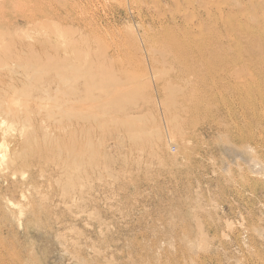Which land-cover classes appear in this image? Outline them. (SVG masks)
<instances>
[{"label": "rangeland", "instance_id": "1", "mask_svg": "<svg viewBox=\"0 0 264 264\" xmlns=\"http://www.w3.org/2000/svg\"><path fill=\"white\" fill-rule=\"evenodd\" d=\"M1 2L0 72L29 44L42 63L53 46L82 64L79 84L113 76L126 109L105 120L141 133L49 122L40 104L29 122L28 101L62 96L8 90L0 142L36 135L0 165V264H264V0ZM89 93L63 98L87 114Z\"/></svg>", "mask_w": 264, "mask_h": 264}, {"label": "bare ground", "instance_id": "2", "mask_svg": "<svg viewBox=\"0 0 264 264\" xmlns=\"http://www.w3.org/2000/svg\"><path fill=\"white\" fill-rule=\"evenodd\" d=\"M1 1L2 0H0V12H2V10L4 9L3 7H6V6H3L4 3H2ZM13 1L15 3V6H17V8L21 9L22 11L26 10V8H27L26 0H13ZM29 7H30V5H29ZM19 12H20V10H19ZM2 15H4V14H2ZM18 17H20V16H18ZM68 44H70V43L65 44V46L68 45ZM60 45H62V44H60ZM54 46H56V45H54ZM71 46L72 47L74 46L73 43H71ZM6 47L7 46L1 47V45H0V51H3V49H5ZM26 47H27L29 55H25V53H26L25 51H24L25 53L24 52H18L19 54L16 55L19 59L22 60V62H20L19 64L15 63V65L16 64L17 65L14 66V67H18V68H11V69L6 68L4 72H3V70H1V72H0V81L2 82V83H0V84H2V86L0 87V111H1V113L2 112H6V111L9 110V108L7 109V107L5 106V105H7L6 102H5L6 98L9 97L8 94H7L8 90L14 92V94L15 93L17 94V92L21 93L23 91H26V92H29V93H33L35 95L36 94L37 95H41V96H43V95L45 96L46 95V96H48V99H51V98L55 97L54 92H57V94L60 93L59 95H61L62 98H63L64 96L68 97L72 93H75L78 90H82V89L84 91L88 92V93L90 91L100 90L99 92H101V91L104 92V96H106V97L103 98L104 100L101 99L100 94L95 95L94 93H91V94L89 93L87 95L88 99H90V97H92L95 100H97V108L95 107V109H91L90 111L87 112V114L83 113L81 110H76V111L75 110L74 111L70 110V104H69L70 99H67V98H63L62 99L60 97H57L55 99H51V100H48V101H45V102H43V101L40 102L37 99L36 100L33 99L30 102L26 101L27 102L26 106L23 105V104L22 105L27 108L26 112H28V113L25 112L23 114H25V117H26L25 119L26 120H28L29 122H32L31 121L32 118H31V115H30L29 111H31V109H32L31 107H33V106L38 107L39 104H40L41 106H43L45 108L46 113H47V117L49 119V122H50V120H52V122H54V123L63 124L66 120L69 122L74 117L77 118V119H83V120H85L87 118L89 120H93L94 123L97 125L96 127L100 128L101 130L110 129V125L112 124V126L115 129H118L116 132H118L119 129H127V133L131 137L133 135H135L133 137H137L138 134L141 133L138 130H132L131 126H132V124L134 125L135 121L132 123V121L130 120L129 116L123 117L122 119L116 118L117 120L113 119L112 120L113 122H111L110 125H109V122H108L109 120L108 121L105 120L106 114L108 113V111L111 108L114 107L117 111L122 112V113L125 112V109H126V105L124 103L125 101H122L120 96L117 97V93L115 92L116 90L113 89V88H117L116 87V83L118 81L115 80V79H112L113 78L112 75H111L112 77L104 76L102 79L95 78L92 81H89V79L87 78V79H84V83L83 84H79L78 82L81 81L83 78H77V77H79V76H77L79 74L77 72V68L79 66H81L82 64L80 65V63H76L74 61H70L69 58L71 59V57L69 55L67 56L65 54H64L63 57L61 56V58H64V60H66V61H56V60H54V56L49 54L50 53L49 49L52 48L53 46H51L47 50L49 52V53H47L48 60L45 63H42V62L37 60L39 58V52L36 51L35 45L34 44H29ZM58 47H57V49H58ZM61 47H64V46H61ZM66 48L67 47H64V50ZM65 52L66 51H64V53ZM28 53H26V54H28ZM58 54H59V52H58ZM0 56H2V55L0 54ZM88 57H89V59L91 58L90 56H88ZM32 60H35V61H32ZM3 68H5V67H3ZM75 71L77 73L76 76L74 75ZM2 76L6 77V79L3 80ZM114 78H115V76H114ZM115 81H117V82H115ZM114 85H115V87H114ZM19 88H21L22 91ZM1 91H5V94H3ZM18 95L19 94H17L16 96H18ZM113 97H115L114 101H112ZM43 99H45V98H43ZM127 103H129V102H127ZM130 104L134 105L133 103H130ZM100 106H102L101 111H99V109H98V107H100ZM9 111H11V110H9ZM16 114H17V116H14V119L17 122V120L19 119L18 116L19 115L21 116V114L20 113H16ZM20 118L22 119V116ZM15 121H11V123L15 124L17 126V123H15ZM2 122H6V119H3ZM175 126L178 127L179 125L176 124ZM9 127H11V126H9ZM46 128H48V129H46ZM47 130L49 131V126L45 127V131H47ZM167 130H168V128H167ZM30 131L31 130L28 131L26 129L21 130L20 133H19V137L15 141L14 147L12 149L9 147L11 145L8 146L5 142H2V140H1V142H0V165L12 166V165H16L17 163H19V161L22 158V153L20 151V148L23 147V150L26 152V149L31 147V144H32V142L35 139V135L36 134L34 135V132H33L34 130L31 131V132ZM157 131H158L157 139L159 141H162L163 138H165V137L159 131V129H157ZM142 133H143V131H142ZM150 134H152V133H150ZM45 135L46 136H51V134H48V132H46ZM146 135H148V134H146ZM173 135L174 134H172L171 132L168 133V142L173 141V137H174ZM122 138L123 137H122V135L120 133L117 134L114 137V140H115L114 146L120 145V142H122L121 141ZM50 139L49 140L47 139L50 142L49 144H51V142H52ZM103 141L101 143H103ZM33 145H35V144H33ZM103 145H104V143H103ZM3 146H5L6 148L3 149ZM58 147H59L58 148L59 153L61 154L63 152L62 145H61V147L60 146H58ZM32 149H34V148H32ZM57 153H58V151H57ZM104 157H106V156H104ZM73 159H74V157H73ZM69 160H70V158H69ZM69 160L65 159L63 161V165H64L63 168L66 171H69V168H70V164H68ZM56 162H59V161H56ZM2 167L4 168V166H2ZM0 170H1V167H0ZM66 173H68V172H66ZM58 180H56V181H58ZM64 196L66 197L67 195H64ZM73 196L76 197L75 195H73ZM65 197H63V198L65 199ZM72 199H74V198L72 197Z\"/></svg>", "mask_w": 264, "mask_h": 264}]
</instances>
